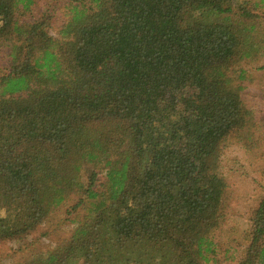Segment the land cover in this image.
Segmentation results:
<instances>
[{
    "label": "trees",
    "instance_id": "obj_1",
    "mask_svg": "<svg viewBox=\"0 0 264 264\" xmlns=\"http://www.w3.org/2000/svg\"><path fill=\"white\" fill-rule=\"evenodd\" d=\"M32 2L0 0V243L76 193L89 214L18 264H216L258 2L68 0L56 34ZM249 220L236 264H264V194Z\"/></svg>",
    "mask_w": 264,
    "mask_h": 264
},
{
    "label": "rangeland",
    "instance_id": "obj_2",
    "mask_svg": "<svg viewBox=\"0 0 264 264\" xmlns=\"http://www.w3.org/2000/svg\"><path fill=\"white\" fill-rule=\"evenodd\" d=\"M251 1V0H250ZM258 2V19L264 26V2ZM68 0H33L21 19L49 18L50 33L66 18ZM22 11V10H20ZM19 14V13H18ZM262 26V27H263ZM258 43L257 52L243 59L239 68L244 78L239 81L243 101L250 111V120L240 138L231 137L221 149L218 171L226 180L225 218L216 230V264H236L248 245L246 233L250 228V215L264 194V42ZM5 49L0 48V73H3ZM80 195L71 193L54 208L43 224L22 243H0V264H18L34 253L46 250L69 236L78 220L89 214V201L74 207ZM1 213V212H0Z\"/></svg>",
    "mask_w": 264,
    "mask_h": 264
}]
</instances>
